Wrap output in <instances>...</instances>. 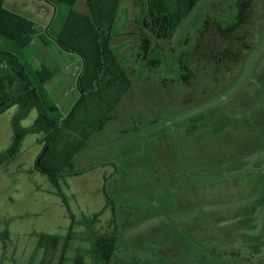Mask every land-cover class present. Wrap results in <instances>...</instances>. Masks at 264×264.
<instances>
[{
	"label": "rangeland",
	"instance_id": "rangeland-1",
	"mask_svg": "<svg viewBox=\"0 0 264 264\" xmlns=\"http://www.w3.org/2000/svg\"><path fill=\"white\" fill-rule=\"evenodd\" d=\"M145 1L120 0L118 7L111 45L133 86L116 119L96 134L93 147L71 132L74 144L65 145L62 156L65 163L72 154V167L81 171L104 163L66 177L61 187L82 221L106 206L108 177L118 207L117 244L107 262L94 243L95 233H114L109 208L94 232L75 227L67 264H201L203 258L206 264H264V0H198L173 37L162 41L156 72L146 55L138 58ZM16 5L44 25L53 15L52 8ZM59 50L53 58L73 70L71 53ZM31 143L26 139L11 168L31 165ZM17 179L18 192L0 181V229L10 230L0 240V264H59L63 241L37 250L36 234L65 235L68 208L49 192L46 175L20 172ZM9 194L14 202H7ZM189 250L201 259L191 261Z\"/></svg>",
	"mask_w": 264,
	"mask_h": 264
},
{
	"label": "trees",
	"instance_id": "trees-1",
	"mask_svg": "<svg viewBox=\"0 0 264 264\" xmlns=\"http://www.w3.org/2000/svg\"><path fill=\"white\" fill-rule=\"evenodd\" d=\"M85 1L87 12L83 13L75 8L77 0H57L53 3L56 8H52L51 20L44 25L16 9L21 7L9 6L7 0H0V114L12 107L18 108L12 118V144L0 153V167L19 155L26 135L45 134L43 139L39 138L44 147L37 157L34 169L52 182L56 195L62 198L68 208L71 225L65 235L37 233V250L47 243L54 248L58 247L63 241L59 264L69 262L66 253L77 235L75 227L84 226L94 232V226L109 208L113 214L114 233H95L93 237L95 246L103 249L107 262L114 253L118 239V207L107 189L108 177H105L103 188L106 206L91 217L84 216L81 221L71 210L61 184L66 177L80 175L83 171L72 167V154L71 159L65 163L55 157L59 154L57 146L60 140L69 147L73 146L69 135L74 131L73 121L78 119L77 116H81V113L88 116L85 122L90 124V131L84 133L75 129V133L79 132L86 140L112 120L113 109L133 86L128 68L111 45L120 0ZM197 2L198 0H146L143 3L148 16L143 19L139 44L142 53L138 54V58L141 59V55L147 56L150 71L156 72L155 69L159 67L160 60L156 53L160 51L162 41L166 42L173 37ZM53 44L68 53L76 54L83 61V71L78 79L80 98L66 117L47 89V84L60 71L58 64L51 60L47 52ZM32 110L37 111V118L32 125L25 127L22 123ZM81 146L79 144L77 149ZM63 150L61 154L64 156ZM208 216L215 220L223 219L211 213ZM9 234V228L0 229V240L9 238ZM190 250L188 256L192 258L191 261L201 259L198 254L190 256ZM79 256L76 258L77 263L80 262ZM201 261L204 264L207 262L205 258Z\"/></svg>",
	"mask_w": 264,
	"mask_h": 264
},
{
	"label": "crops",
	"instance_id": "crops-1",
	"mask_svg": "<svg viewBox=\"0 0 264 264\" xmlns=\"http://www.w3.org/2000/svg\"><path fill=\"white\" fill-rule=\"evenodd\" d=\"M18 1H20V2H18ZM56 2H57V0H22V2H21V0H15V2H12V3L7 2V3L9 4V6H14L16 4H18V5L23 4V5H26V8H56L55 5L53 4ZM75 8H87L86 1L85 0H78V2L75 5ZM58 47L59 46L57 44H53L47 50L51 60L53 62H55L56 64H58V67L60 70L59 74L52 81H50L47 84V89L50 92L52 98L57 102L58 106L60 107V109L63 113V116L66 117L67 115H69V113L71 112V110L73 109V107L75 106V104L77 103V101L80 98V92L78 89V79H79V76L81 75V73L83 71V61L76 54H69L67 56L72 58V60L75 61V65H74L75 68H73V70H72V68H70V69L61 68L60 65H62V64H61L60 60L56 61V59L53 58L54 50L58 49V51L60 52V50H59L60 48H58ZM60 55H62V52H60ZM141 77H142V73H141ZM140 83H142V82H140ZM142 91L143 90L141 89V92ZM70 94H75V97H74V99H72L71 103H69L70 100H68V96ZM124 97L113 109V111L111 113V117H112L111 121H114L116 119V111L119 108L120 104H122V102L124 101ZM15 108H16V106L12 107L9 110H7L6 112L0 114V152L7 150L12 144V139H13L12 118H13L15 113L9 114V116H4V115H8V113H10L11 109H15ZM138 108H139L140 112H138L137 115L139 114V117L141 118L140 120H142V115H141L142 107H141V105ZM37 115L38 114L36 112L35 116H33L34 120L31 121L29 124H24L26 121V119H25V121H23L22 125L25 127L32 125L33 122L36 120ZM2 117H4V118H2ZM87 118H88V116L86 114L81 113V116H77L76 117L77 120L73 121V125H74L73 130L74 131H71V132H73V134H75L74 135L75 137L77 136V138H78L80 136L78 134L79 132L75 133V129L77 131L82 130L83 132L85 130L90 131V129H91L90 124L85 122V121H87ZM105 129H106V127L103 128L104 131H105ZM99 131L93 133V135H91V137L86 140V144H84V145L87 147H89V146L93 147V146L97 145L99 142L97 140H95L94 138L96 137V134L103 132L102 130H99ZM44 137H45V134H28V135H26V137L23 140L21 152L19 153V155L22 153V149H24V143H25L26 139L32 138L31 147L34 150L35 155L33 157L34 159L31 163V165L29 167H26L25 163L23 161H21L16 166L11 168V163L16 161V159L19 157V155H18L14 160H12L7 165L0 167V173H1L0 181H7V187L11 186L12 190L15 189L18 192L21 188L20 181L17 179L20 172H24L26 177H28V175L33 176V177L36 175H39L40 172H37L34 168H35L37 157L39 156V154H41L43 147H44V144L39 142V138L43 139ZM69 139L71 141L73 139V137L69 136ZM65 145H67V143H65L61 140L58 143L57 149L59 151V154H57L55 157L58 158L59 161H62L63 155L61 154V150L64 148ZM93 166H94V168L97 166L98 167L104 166V163L103 162H100V163L97 162L95 164H91L88 171L94 169ZM77 170H80V169H77ZM88 171L87 170L83 171V173L88 172ZM115 171H116V169H115ZM105 177H107V176L103 175L104 180H105ZM47 182L50 183V185H51V186H48L49 192H51L53 195H56L55 187L53 186V184L49 178H48ZM41 190L42 189L36 185L35 191H41ZM12 196L13 195H10V194L8 195V198H10V199L7 202H14V198Z\"/></svg>",
	"mask_w": 264,
	"mask_h": 264
}]
</instances>
